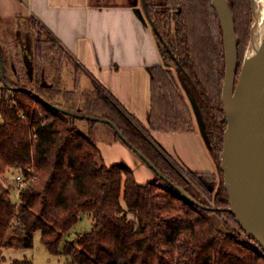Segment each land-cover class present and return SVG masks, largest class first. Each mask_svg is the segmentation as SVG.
<instances>
[{"label":"trees","instance_id":"1","mask_svg":"<svg viewBox=\"0 0 264 264\" xmlns=\"http://www.w3.org/2000/svg\"><path fill=\"white\" fill-rule=\"evenodd\" d=\"M211 2L144 0V8L162 59L184 77L204 122L208 150L222 177L216 192L210 185L214 173L180 168L151 135L152 131H197L172 67L162 63L151 68V108L145 127L99 85L82 92V102L79 79L75 90L62 88L60 68L49 87L38 85L34 90L22 85L9 75L0 47L11 86L5 85L0 70L1 250L32 249L40 232L45 249L71 258L70 264H264V251L225 210L230 200L220 168L227 128L222 98L225 53L223 30ZM228 2L239 34L237 20L250 11L251 2ZM240 45L239 41L238 51ZM42 59L37 63V81L45 69ZM240 66L239 55L238 73ZM66 110L113 121L168 179L198 203L211 206L212 201L223 210L214 212L194 204L156 173L154 180L140 184L128 166L108 165L94 136L93 127L101 122L88 120L85 135L79 119ZM16 172L35 181L20 191L14 203L8 179ZM191 184L200 192L192 191ZM83 213L93 220L91 230L62 247L64 235ZM213 214L225 219L229 232L216 226ZM11 264L34 263L24 258Z\"/></svg>","mask_w":264,"mask_h":264},{"label":"crops","instance_id":"2","mask_svg":"<svg viewBox=\"0 0 264 264\" xmlns=\"http://www.w3.org/2000/svg\"><path fill=\"white\" fill-rule=\"evenodd\" d=\"M29 21L39 25L82 70L75 71L73 90L77 78L80 89L84 79L90 80L93 89L83 91L99 85L145 127L149 126L151 68L161 65L163 59L144 7L97 5L92 0H0V32L6 22ZM31 63L26 62L25 68L31 74L30 82L35 83L37 66ZM41 80L44 86L53 83L45 70ZM151 135L184 170L216 172L202 130L152 131ZM153 179V173H149L145 181H137L146 184Z\"/></svg>","mask_w":264,"mask_h":264},{"label":"water","instance_id":"3","mask_svg":"<svg viewBox=\"0 0 264 264\" xmlns=\"http://www.w3.org/2000/svg\"><path fill=\"white\" fill-rule=\"evenodd\" d=\"M223 30L225 53V78L222 98L227 128L220 155V168L224 174V186L229 194V207L244 233L264 251V19L260 20L256 6L252 7L251 39L244 62L238 74L239 38L232 9L228 0H212ZM0 70L5 85L3 59L0 51ZM66 113L78 119L97 121L110 125L120 139L135 151L151 168L180 191L194 204L210 211H222L215 206L198 203L184 189L176 185L120 131L111 120L83 115L72 111Z\"/></svg>","mask_w":264,"mask_h":264},{"label":"rangeland","instance_id":"4","mask_svg":"<svg viewBox=\"0 0 264 264\" xmlns=\"http://www.w3.org/2000/svg\"><path fill=\"white\" fill-rule=\"evenodd\" d=\"M92 2L97 5H107V6H123V5H134L139 4L144 7V0H92ZM252 7L250 11L247 10L244 12L243 16L237 20L239 24V34L237 36L241 45L239 46V55L241 66L239 70L241 71L245 54L251 39V30H252ZM243 25L244 31L241 29ZM236 25V24H235ZM152 30L153 27H152ZM0 47L2 48L4 55L6 57V67L9 75L13 80L20 81L22 85L27 86L31 89H37L38 85L44 86L43 80L35 81V83L30 82L31 74L26 72V62L28 64L40 63L42 58H45L44 65L46 76L54 77L57 73L56 71L60 68L63 71V87L67 90H73L75 83V74L81 72L82 70L78 69V65L75 64L72 59L68 57L67 54L63 53L61 47L56 44L52 38L40 29L33 21L29 22H17L11 23L6 22L2 27L0 32ZM1 51V50H0ZM43 52L42 54H40ZM48 58V61H47ZM163 64L167 67H172L177 74V78L180 84L181 91L189 103L191 110L193 112L195 127L197 130L204 131V122L200 116L198 107L191 97L190 89L186 84L184 77L179 74L177 69L169 64L167 61L163 60ZM31 68L29 67V70ZM239 71V73H240ZM83 73V72H82ZM238 73V74H239ZM90 80H83L81 89L79 88L78 97L84 102V97L82 92L83 90L93 89L92 84L89 85ZM49 87V86H44ZM3 84L0 81V96L2 94ZM2 122V117L0 114V123ZM78 126L81 129V132L85 135H88L89 123L88 120L79 119ZM94 136L96 141L99 143L103 149L105 162L109 165L123 164L128 166L134 171L135 177L139 182L145 181L148 178L149 173H153L154 179L156 174L153 172L152 168L135 152L133 151L122 139L117 138L114 130L108 126L106 123H99L93 127ZM204 133V132H203ZM115 142L119 143L121 146H117ZM187 145V142H184ZM178 166L182 168L179 164ZM153 179V180H154ZM222 177L221 174L216 170L214 173V178L211 179L210 185L212 186L213 192H216L219 186L221 185ZM144 183V182H143ZM147 184V183H146ZM8 186L12 194V199L14 203H17V196L14 193L12 178L8 179ZM195 184L190 186L192 191L196 190ZM201 194V193H200ZM203 198H206L204 194H201ZM207 199V198H206ZM208 200V199H207ZM210 205L214 206L213 202L210 201ZM213 220L216 226L224 232H229L225 224V219L221 215L213 214ZM93 225V220L90 215L87 213L81 214L80 221L75 225L71 231L64 235L63 245L66 242H75L78 237L84 234L87 231H90ZM28 258L33 261L34 264H70L71 258L65 256L64 254H51L41 243V233L37 232L34 237V247L32 249H3L0 250V264H11L14 260Z\"/></svg>","mask_w":264,"mask_h":264},{"label":"built area","instance_id":"5","mask_svg":"<svg viewBox=\"0 0 264 264\" xmlns=\"http://www.w3.org/2000/svg\"><path fill=\"white\" fill-rule=\"evenodd\" d=\"M11 178H12V183H13V190H14V193L16 194L18 200H19L20 191L27 184L35 181V178L30 177V178L27 179L22 173H19V172L12 173V177Z\"/></svg>","mask_w":264,"mask_h":264},{"label":"bare ground","instance_id":"6","mask_svg":"<svg viewBox=\"0 0 264 264\" xmlns=\"http://www.w3.org/2000/svg\"><path fill=\"white\" fill-rule=\"evenodd\" d=\"M256 6L260 20L264 19V0H250Z\"/></svg>","mask_w":264,"mask_h":264}]
</instances>
